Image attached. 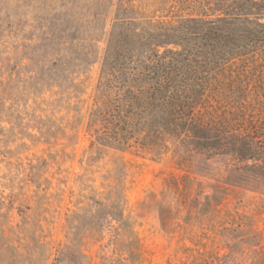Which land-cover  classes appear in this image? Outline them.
<instances>
[{"label":"rangeland","instance_id":"obj_1","mask_svg":"<svg viewBox=\"0 0 264 264\" xmlns=\"http://www.w3.org/2000/svg\"><path fill=\"white\" fill-rule=\"evenodd\" d=\"M128 1L0 0V264H264V177L228 155L92 147Z\"/></svg>","mask_w":264,"mask_h":264},{"label":"trees","instance_id":"obj_2","mask_svg":"<svg viewBox=\"0 0 264 264\" xmlns=\"http://www.w3.org/2000/svg\"><path fill=\"white\" fill-rule=\"evenodd\" d=\"M153 2L114 4L92 147L228 155L264 177V0Z\"/></svg>","mask_w":264,"mask_h":264}]
</instances>
